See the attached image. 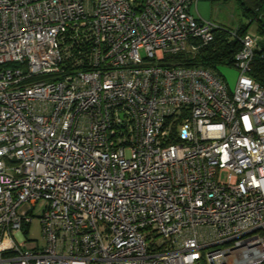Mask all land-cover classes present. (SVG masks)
<instances>
[{
	"label": "built area",
	"instance_id": "built-area-1",
	"mask_svg": "<svg viewBox=\"0 0 264 264\" xmlns=\"http://www.w3.org/2000/svg\"><path fill=\"white\" fill-rule=\"evenodd\" d=\"M198 1L0 0V264H264L259 38L187 65Z\"/></svg>",
	"mask_w": 264,
	"mask_h": 264
},
{
	"label": "trees",
	"instance_id": "trees-1",
	"mask_svg": "<svg viewBox=\"0 0 264 264\" xmlns=\"http://www.w3.org/2000/svg\"><path fill=\"white\" fill-rule=\"evenodd\" d=\"M211 2L222 0H210ZM241 8V22L235 29L236 36H231L232 29H216L213 40L201 46L192 58H186L187 65H201L217 70L220 65H233L235 53L240 48L238 37L248 32L252 25L254 31L264 38V0H237ZM250 75L264 87V39L258 43L251 63Z\"/></svg>",
	"mask_w": 264,
	"mask_h": 264
},
{
	"label": "rangeland",
	"instance_id": "rangeland-1",
	"mask_svg": "<svg viewBox=\"0 0 264 264\" xmlns=\"http://www.w3.org/2000/svg\"><path fill=\"white\" fill-rule=\"evenodd\" d=\"M191 11L201 19L210 20L232 30H235L242 21L241 8L237 0H222L216 2L199 0L196 4V10L194 6H192ZM249 30L250 32H254V25H252ZM216 71L223 77L230 88L234 87L239 74L238 69L234 65H220ZM46 205L47 201L41 198L38 200L36 206L32 208L31 215L33 219L29 226H24L25 230L28 231V241L23 243L24 247H33L35 244H43L39 216L42 214Z\"/></svg>",
	"mask_w": 264,
	"mask_h": 264
},
{
	"label": "crops",
	"instance_id": "crops-1",
	"mask_svg": "<svg viewBox=\"0 0 264 264\" xmlns=\"http://www.w3.org/2000/svg\"><path fill=\"white\" fill-rule=\"evenodd\" d=\"M248 32H250V30H248ZM251 34H253V35H256V36H258V38H259V42H260V40L262 39V37H260L257 33H255V31L254 32H250ZM217 72V71H216ZM218 73V72H217ZM219 74V73H218Z\"/></svg>",
	"mask_w": 264,
	"mask_h": 264
}]
</instances>
